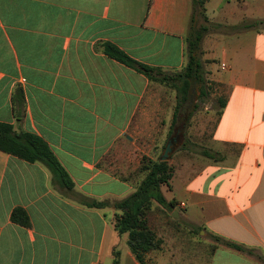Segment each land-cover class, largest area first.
<instances>
[{"label": "crops", "instance_id": "crops-1", "mask_svg": "<svg viewBox=\"0 0 264 264\" xmlns=\"http://www.w3.org/2000/svg\"><path fill=\"white\" fill-rule=\"evenodd\" d=\"M190 13L191 0H0V122L42 138L73 184L0 150V264H112V250L120 264H140L118 249L127 234L116 233L113 208L79 196L112 203L133 192L134 177L117 172L135 171L132 159L149 155L151 134L172 129L179 112L170 102L167 116L165 86L105 45L173 74L186 63ZM205 15L201 59L225 101L210 141L224 148L174 174L166 198L200 234L255 255L220 245L204 262L149 252L146 264H264V0H207ZM15 207L28 226L11 220Z\"/></svg>", "mask_w": 264, "mask_h": 264}, {"label": "trees", "instance_id": "trees-1", "mask_svg": "<svg viewBox=\"0 0 264 264\" xmlns=\"http://www.w3.org/2000/svg\"><path fill=\"white\" fill-rule=\"evenodd\" d=\"M206 1L191 0V13L185 37L186 63L179 71L173 74L165 73L160 68L154 66L139 63L115 45H105L106 52L119 62L142 71L151 81L167 85L175 90V119L181 105L189 102L190 89L193 83L203 85L201 86L202 95L207 93L201 59V41L208 31V26L205 24L208 22V18L205 15ZM255 23H245L242 25L249 27ZM218 102L219 109L217 114L220 115L225 105L224 98L219 97ZM0 150L28 162L42 163L49 169L53 178L62 187L67 190L72 189L73 184L68 173L60 164L49 145L39 136L28 131H16L11 124L0 122ZM204 154L210 158L218 159L219 157L216 153L205 152ZM136 172L142 173L143 177L135 186L134 191L126 197L109 203L105 200H97L80 195L79 202L89 208L112 207L113 214L110 220L116 233L119 236L124 233L127 234L126 243L129 250L140 264H146L147 253L151 250H159L162 242L148 224L147 216L151 210L152 203L155 201L172 213L177 208L178 202L174 197L170 199L166 198L162 192V186L170 187V180L173 176V168L169 164L168 159L160 160L159 157L154 160L147 155H143L140 158ZM10 218L19 224L29 225V216L20 207H15L11 211ZM193 230L199 232L200 229L193 228ZM211 237L215 244H211L210 254L221 245L249 255H255L253 248H247L242 244L219 235L212 234ZM112 254V264H120V252L112 250ZM258 257L261 258L260 255Z\"/></svg>", "mask_w": 264, "mask_h": 264}, {"label": "rangeland", "instance_id": "rangeland-1", "mask_svg": "<svg viewBox=\"0 0 264 264\" xmlns=\"http://www.w3.org/2000/svg\"><path fill=\"white\" fill-rule=\"evenodd\" d=\"M202 62L207 93L202 95L201 86L203 85L193 83L190 89L189 102L181 105L177 123L172 129L170 125L166 124L165 133L161 132L163 126L160 125V132L152 133L151 140L147 141L150 144L149 155L147 156L154 160L161 156L167 142L169 140L172 141L168 162L173 168V175L180 174L185 166L189 167V165L194 163L201 164L212 161L204 153H215V150L224 148L222 144L217 145L210 141L211 131L218 116V98L223 97V95L220 94V86L211 80L205 71L206 61L202 60ZM159 84L157 82L154 83L157 87L161 86L164 88L165 86L166 88L165 92L161 93V96L167 102L165 112L167 116H170L174 111V105L170 106V102L173 103L175 101L176 103L175 90L167 85ZM168 121L169 118L167 117L166 123ZM153 131H155L154 128ZM173 138L174 141L172 140ZM137 159H140L139 155L132 160L135 163ZM136 170L132 173L118 171L117 175L119 177L129 175L134 177L133 179L138 183L143 174L136 172ZM188 172L191 173L190 171ZM170 189L171 185L170 187L162 186V192L165 196L170 194ZM179 214L181 213L177 211L178 216L174 217L166 207L159 205L155 201L152 203L151 210L147 216L148 224L162 242L159 250H151L150 252L161 256L160 259L163 261L204 262L210 254L211 244H215L214 240L205 232L201 234L198 231L195 232L187 220ZM124 247H127V243L121 240L118 249H124Z\"/></svg>", "mask_w": 264, "mask_h": 264}, {"label": "water", "instance_id": "water-1", "mask_svg": "<svg viewBox=\"0 0 264 264\" xmlns=\"http://www.w3.org/2000/svg\"><path fill=\"white\" fill-rule=\"evenodd\" d=\"M171 145H172V142L168 141L167 144L165 145L163 153L160 156V160H167L169 158L170 152H171ZM172 216H174V217L178 216L177 215V210H174L172 212Z\"/></svg>", "mask_w": 264, "mask_h": 264}, {"label": "built area", "instance_id": "built-area-1", "mask_svg": "<svg viewBox=\"0 0 264 264\" xmlns=\"http://www.w3.org/2000/svg\"><path fill=\"white\" fill-rule=\"evenodd\" d=\"M183 206H184V204H183V203H181V204H180V207H183Z\"/></svg>", "mask_w": 264, "mask_h": 264}, {"label": "flooded vegetation", "instance_id": "flooded-vegetation-1", "mask_svg": "<svg viewBox=\"0 0 264 264\" xmlns=\"http://www.w3.org/2000/svg\"><path fill=\"white\" fill-rule=\"evenodd\" d=\"M174 141V138L172 139ZM172 142V141H171Z\"/></svg>", "mask_w": 264, "mask_h": 264}]
</instances>
